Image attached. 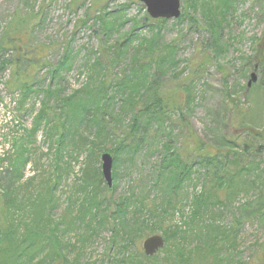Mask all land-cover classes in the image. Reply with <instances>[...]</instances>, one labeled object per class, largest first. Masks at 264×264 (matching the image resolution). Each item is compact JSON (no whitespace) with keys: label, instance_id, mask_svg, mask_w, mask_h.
I'll return each mask as SVG.
<instances>
[{"label":"trees","instance_id":"obj_1","mask_svg":"<svg viewBox=\"0 0 264 264\" xmlns=\"http://www.w3.org/2000/svg\"><path fill=\"white\" fill-rule=\"evenodd\" d=\"M191 1L190 11H199L203 18H207L213 51L218 55L227 47L223 34L235 15L234 2ZM185 17V13H182L175 22L179 24ZM114 19L116 16L111 20ZM188 19L194 21L193 17ZM147 20L146 28L151 33L150 37L139 36V30H135L117 44L115 49L118 54L114 49L102 51L96 61L86 66L88 77L85 84L69 96H65L61 89L65 76L74 67L69 52L51 67L47 62L49 46L21 48L24 38L29 36L23 23H18L14 28L9 26L0 34V73L9 70L5 88L11 95L20 94L16 109L21 110L32 94H44L43 107L35 116L29 131L31 143L28 144H33L37 133L45 129L51 148L55 147L58 176L56 179L50 177L40 190L32 188L34 177L27 184H22L30 158L29 151L19 142L15 143L18 149L16 157L4 155L0 158V264H72L67 258V249L71 245L64 244L65 236L79 228L84 232L81 235L84 242L107 227L114 244L125 243L137 251L133 258L125 257V264H155L158 254L147 257L136 243L159 233L166 242H186L189 235H206L208 240L199 238L202 242L194 250L188 251V255L200 252L206 245L218 241L216 247H209L217 248L213 252L219 261L222 246L233 237L234 232H225L215 224L204 226V218L212 199L214 203L215 200L217 204L221 203L217 190L233 195L240 185L252 183L250 179H255V172L264 159V133L246 127L244 132L248 140H242L240 135L234 134L230 138L222 137L212 146L201 140L185 113L193 100V76L204 73L214 60L210 56L202 61L195 57L190 63L193 65L192 75L182 80L183 74L177 72L180 62L174 57V46L159 44V34L169 20H153L149 17ZM253 61L251 71L258 64L257 73L263 72L264 37L257 44ZM117 65L119 68L124 66L120 73H114ZM45 69L47 73L40 79V73ZM36 84H41L43 89H35ZM262 84L263 81H260L259 87ZM256 86L252 87L253 92ZM247 95L245 93V100ZM51 99L57 103L53 107H49ZM58 103L66 116L64 120L56 116L55 112L60 108ZM237 109L238 105H235L234 110ZM176 115L179 117L174 121ZM241 123H245L244 118ZM165 124L169 127L164 128ZM177 124L185 132L182 145L179 146L170 131ZM211 148L214 152H210ZM105 150H110L114 159L112 175L116 185L111 190L101 175L99 162ZM154 152L160 158L158 167L153 168L154 185L148 187L144 182L140 183L138 187L126 191L123 199L115 201L113 193L123 160L135 162L140 156L150 158ZM81 154L87 156L79 178L81 184L77 185L78 189L74 192L88 195L94 191V199L88 195L89 199L81 203L83 199L69 197L67 208L61 219L56 221L54 214L59 207L57 193L63 176L59 175L58 169L61 168L63 172L70 170V163L65 160V156L79 162ZM232 160L241 162L238 171L230 170ZM196 170L200 175L195 173ZM203 170L206 171L203 176L212 179L208 183L219 180L218 188L222 189H216L214 185L210 190L208 188L205 197L194 195L191 198L192 217L188 222L179 224L174 219V213L183 211L181 199L188 194L187 187L193 184L195 176H199L198 179L202 177ZM155 189L157 193L154 196L152 193ZM262 200L264 197L260 196L246 205V211L255 213V216L263 215ZM244 223V217H237L233 225L239 229ZM254 264H264V257L254 260Z\"/></svg>","mask_w":264,"mask_h":264},{"label":"rangeland","instance_id":"obj_2","mask_svg":"<svg viewBox=\"0 0 264 264\" xmlns=\"http://www.w3.org/2000/svg\"><path fill=\"white\" fill-rule=\"evenodd\" d=\"M180 1L181 15L185 13L186 17L179 24L175 20H170L164 25L159 34V44L174 46V57L180 62L177 72L183 74L182 80L192 75L193 65L190 63L195 57L202 61L203 58L210 56L214 60L204 73L193 76L195 78L193 100L185 116L196 135L207 145L212 146L222 137L230 138L233 134L240 135L242 140H248V135L244 132L246 127L264 133V84L259 87L260 81L264 83V69L258 74L255 91L251 90L247 99L244 98L246 78L252 72L257 44L264 37V0H232L235 15L230 27L223 34L227 47L218 55L213 51L207 18H203L199 11L196 13L190 11L191 0ZM113 16H116V19L111 20ZM191 16L194 21L188 19L192 18ZM205 16L209 17L207 14ZM147 17H149L147 10L139 0H0V34L4 33L7 27H17L21 22L29 32L28 38H24L21 43V48L49 46L48 66L56 65L67 52L72 55L73 70L65 76V81L61 84L65 96L71 95L85 84L88 77L86 66L89 62L92 64L96 61L102 51L114 49L118 54L115 49L117 44L123 42L135 30H139V36L150 37L151 33L148 27L146 28ZM116 67L114 73H120L124 68V66L119 68L118 65ZM45 73L47 69L41 71L40 79H43ZM9 76V70L0 73V158L4 155L16 157L18 149L15 143L23 144L29 151L30 160L21 183L27 184L29 179L34 177L32 188L40 190L50 177L52 179L58 177L55 147L51 148L45 129L37 133L33 144H28L31 143L29 131L33 127L35 116L43 107L45 97L41 92L32 94L26 105L17 110L16 106L21 97L19 93L11 95L6 90L5 83ZM40 86L41 84H36L35 89H43ZM49 104V107H53L57 103L51 99ZM235 105H238L236 111ZM55 113L56 116H61V120L66 118L61 107L57 108ZM178 117L176 115L174 121ZM243 118L245 123L240 124ZM167 127L169 125L165 124L164 128ZM59 130L61 132L62 128ZM170 131L177 146L182 145L185 132L180 125H174ZM210 152H214V149L211 148ZM86 156L87 154H81L79 162L65 156V160L70 163V170L63 172L61 168L58 169L59 175L63 176L57 193L59 207L54 214L56 221L61 219L63 211L67 208L69 197L83 199L80 202L85 203L89 199L88 195L91 197L94 195L93 190L88 195L74 192L78 189L77 185L81 184L79 178L82 176ZM134 161L123 160L121 169H118L119 181L113 193L115 201L123 199L126 191L138 187L140 183L144 182L148 187L155 183L153 168L159 165L158 154L154 152L153 156L146 159L140 156ZM260 163L259 170L255 172V179H250L253 184L243 183L233 195L217 190L221 203L217 204L215 200V206L212 199L209 212L204 218V226L215 224L225 232H234L233 237L221 248L219 254L221 264H254V260L264 257V211L263 215L258 216L246 211L248 208L246 205L253 203L260 196L264 197V159ZM240 167L241 162L234 160L229 164L232 171H238ZM195 173L200 175L198 170ZM204 174L206 171H201L202 177L198 179L199 176H195L193 184L187 187L188 194L181 199L183 211L174 213L177 223L188 222L192 217L191 198L194 195L198 198L205 197L214 185L216 189H222L218 188L219 180L208 183L212 179H207ZM114 184L116 185L115 181ZM156 193L155 189L152 194L155 196ZM101 197L100 195L99 199ZM262 201L264 203V200ZM237 217L245 218V223L239 229L233 225ZM110 228L112 229V225ZM108 229L109 227L103 229L84 242L81 236L83 231L79 228L70 231L63 240L64 244L71 245L67 249L68 260L72 264H125V257L133 258L135 253L137 254L135 248L133 246L129 248L125 243L114 244ZM199 238L208 240L206 235L193 237L189 235L186 242L167 241L165 247L158 252L155 264H217L219 261L213 252L217 251V248L211 249L209 245L216 247L218 241L206 245L200 252L193 255L189 252L190 256L188 255V251L194 250L200 245L201 240H204ZM144 240L145 238L136 243L139 250L143 249Z\"/></svg>","mask_w":264,"mask_h":264},{"label":"water","instance_id":"obj_3","mask_svg":"<svg viewBox=\"0 0 264 264\" xmlns=\"http://www.w3.org/2000/svg\"><path fill=\"white\" fill-rule=\"evenodd\" d=\"M147 10L149 17L153 20H177L181 17L180 0H139ZM258 64L255 70L248 76L247 90L248 94L254 85L258 84ZM101 175L109 190L113 187V154L110 150H105L100 155ZM165 239L162 235H152L146 238L142 248L147 257H153L165 247Z\"/></svg>","mask_w":264,"mask_h":264},{"label":"built area","instance_id":"obj_4","mask_svg":"<svg viewBox=\"0 0 264 264\" xmlns=\"http://www.w3.org/2000/svg\"><path fill=\"white\" fill-rule=\"evenodd\" d=\"M9 115H10V113H9Z\"/></svg>","mask_w":264,"mask_h":264}]
</instances>
